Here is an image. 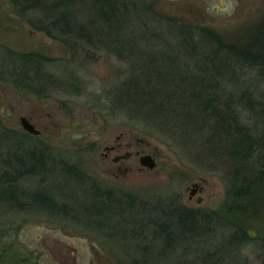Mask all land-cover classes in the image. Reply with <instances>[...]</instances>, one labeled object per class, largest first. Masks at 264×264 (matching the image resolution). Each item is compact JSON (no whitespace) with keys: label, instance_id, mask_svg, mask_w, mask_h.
Returning a JSON list of instances; mask_svg holds the SVG:
<instances>
[{"label":"rangeland","instance_id":"obj_1","mask_svg":"<svg viewBox=\"0 0 264 264\" xmlns=\"http://www.w3.org/2000/svg\"><path fill=\"white\" fill-rule=\"evenodd\" d=\"M56 1L61 0H46L44 6L26 9L21 14L9 0H0V73L18 67L8 53L11 49L44 58L42 72L55 80V89L37 95L19 88L8 78H0L1 122L13 131L26 132L21 117L28 118L40 133L26 132L32 138L26 139L21 149H42L49 163L45 174L27 175L20 181L19 201L23 207L0 209V221L8 217L19 226L7 245L19 256H30L38 264H146L139 261L145 247L151 248V264H203L207 255L203 251L217 239L202 245L205 248L187 242L170 246L167 254H162L164 241L163 237L158 238V220L177 204L204 214L221 209L233 181L232 156L226 147L223 149L224 145L217 147L211 140L212 120L203 121L200 113L198 125L183 122L177 127L172 117L161 114L158 118L153 116L155 124L149 126L140 118L141 113L135 118L131 116L130 107L117 110L115 95L139 75L141 68H147L143 66L149 61L146 56L172 52L181 59L180 65L188 68L182 62L184 56L179 54L182 38L172 25L165 23L167 18L207 27L227 44L260 52L258 29L264 20V0H145L153 9L148 16L144 11L135 13L140 17L135 26L130 20L120 36L97 35L92 38V45L78 38L62 37L56 30L57 35H51L43 29L50 28L55 12L64 9L73 10L75 19L83 26L92 23L90 28L107 27L97 17L90 0H69V6L56 5ZM123 2L130 10L139 9L140 5L136 8L133 4L139 0ZM117 41L121 44L119 50ZM235 76L236 79L228 77L221 82L223 88L217 91L219 101L225 103L230 97L242 125L264 129V123L256 116L264 97V75L253 66H244L235 70ZM178 97L177 93L173 101L181 114L187 110L179 105ZM191 102L189 108L190 104L195 105ZM145 107L140 106L143 110ZM175 120L180 118L176 116ZM6 144L7 150L12 140ZM112 146H118L117 151H108L107 147ZM128 151L132 152L129 158L113 160ZM146 154L155 159L152 169L140 163V157ZM194 188L197 191L192 194ZM91 190L106 202L104 209H127L124 216L96 206L92 212L99 211L91 217ZM37 192L46 193L56 205L34 201L31 196ZM96 203L100 205L99 201ZM132 207L134 211L129 210ZM228 216L253 236L264 237V209L249 208ZM144 223L149 225L143 228ZM136 228L141 229L134 234L132 230ZM261 242L251 239L245 243L238 254L239 264H260L264 256ZM2 247L0 239V254Z\"/></svg>","mask_w":264,"mask_h":264},{"label":"trees","instance_id":"obj_2","mask_svg":"<svg viewBox=\"0 0 264 264\" xmlns=\"http://www.w3.org/2000/svg\"><path fill=\"white\" fill-rule=\"evenodd\" d=\"M67 1L70 2L69 0H61L60 3L69 6ZM123 1L90 0L93 10L97 11V17L105 22L107 27L102 25L100 28L96 26L90 28V25L93 26L92 23L83 26L80 20L75 19L73 10L64 9L55 12L56 17L52 20L50 28L43 27V29L51 35H57L54 32L56 30L62 37L78 38L90 43V45L93 44L92 38L97 35L108 36L109 38L114 34L120 36L123 27L127 29L130 20L135 26V21L140 18L135 13L144 11L143 13L148 16L153 10L152 5L147 4L145 0L133 3L136 8L137 5H140L137 12L130 10L127 3ZM9 2L21 14L26 9L46 4V0H9ZM60 3L56 1V5ZM43 13L49 14L47 10H43ZM164 19L161 17L160 20L165 21ZM165 23L172 25L177 36L182 38V43L178 44L180 46L179 54L180 57L184 56L182 62H185L188 68L182 67L180 65L181 59L172 52L146 56V58L149 57V61L145 62L143 66L146 65L147 68H141L139 75L132 77L131 81L125 84V88L124 85L123 88L120 87L115 95L114 103L118 108L117 110L124 106L130 107L131 116L133 115L134 118L141 113L142 117L140 118L144 119L149 126L155 124L153 116L158 118L161 114L163 117H172V122L177 127L181 126L183 122H192L193 124L195 122L198 125L200 119L205 118L207 123L212 120V123H209L212 133L211 140L215 142L217 147L218 144L221 147L224 145L223 149L226 147L230 157L232 156L234 160L230 169L233 181L228 198L221 209L205 214L199 209L183 204H177L170 208L164 213L165 216L161 221L158 220L160 228L158 233L160 231L162 233L158 235V238L161 236L164 241L160 251L162 254H167L170 246H177L186 242L197 246L210 245L211 239H217L210 245L211 248L203 251L207 255L202 263L239 264L238 254L245 243L251 239H260L264 245L263 236H253L246 227L228 216V213L232 215L249 208L255 211L264 209V129L258 130V127L242 125L230 97L225 103H221L217 91L220 92V89L223 88L221 82L229 79L228 77L237 78L235 76L237 68L253 66L257 68L260 75H264V20L258 29L262 42V48L258 53H252L248 48L242 49L236 45L227 44L215 31L204 26L186 24L175 18H167ZM141 31L145 32L144 29ZM119 48H121V44L119 45L117 41L116 49L119 50ZM8 53L12 62L18 64V67L13 68V71L1 70L0 78H8L19 88L37 95L47 92L48 89H55V85H53L55 80H52V76L42 72L44 58H40L41 56L34 53H23L11 49H8ZM191 56L194 58H190ZM11 65L14 64L11 63ZM229 72L231 76L228 74ZM197 86L199 90L196 92ZM174 92L175 94H173ZM177 93L179 105L186 107L187 110L180 112L181 114L177 113L178 110H176L173 101ZM191 100L194 101L195 105L192 104L191 106L190 104L189 108ZM142 104L146 106L144 110L140 108ZM257 107L256 116L260 122L264 123V97ZM250 108H253V105L250 104ZM140 110L143 112L147 110V112L143 114ZM197 113L202 115L199 120ZM148 116L149 118H146ZM176 116L180 120H175ZM214 137L217 141L213 139ZM30 138L32 135L24 131H13L0 120V209L7 207L12 210L17 208L16 205L23 207L24 204L19 201V197L22 196L19 189L20 181L27 175L36 176L49 171L47 169L48 156L42 149H21L23 148L22 143ZM10 140H12V144L6 150V142ZM1 166H4V169H1ZM73 168L77 170L76 167ZM89 197L92 202L88 204V209L92 217L95 216V212L99 211L92 212V208L99 206V209H104L103 205L106 202L101 200L100 195L93 190H91ZM31 198L43 204L48 202L51 206L56 205V201L43 192H37ZM130 200L133 202L134 199L131 198ZM97 201L102 206L98 205ZM110 209L112 213H118L121 216H124V211L127 210L124 208L116 210L110 207L104 210L109 211ZM134 209L135 207H132L129 210L134 211ZM225 212H227L226 216H224ZM146 225L149 224H145L143 228ZM0 226L3 228L0 229V239L3 242L0 264L39 263L33 261L30 256H19L12 246L7 245L11 236L18 231L19 226L15 221L8 217L3 218L0 221ZM141 228L132 231L136 234ZM150 249V247L142 248L140 262L151 264L152 259L148 258ZM145 250L146 252H144ZM144 253H146V257H144ZM260 264H264V256Z\"/></svg>","mask_w":264,"mask_h":264},{"label":"water","instance_id":"obj_3","mask_svg":"<svg viewBox=\"0 0 264 264\" xmlns=\"http://www.w3.org/2000/svg\"><path fill=\"white\" fill-rule=\"evenodd\" d=\"M21 123H22V126L24 128V130L32 135H38L40 133V130H38L35 125L26 117L22 116L21 117ZM130 153H127L126 155L122 156L121 158H127L129 157ZM117 160V159H115ZM141 164L143 166H146L148 168H154L156 166V162H155V159L152 157V155L150 154H146V155H143L141 156ZM197 191L196 188H194L192 190V194H195ZM202 201V198L199 197L198 198V202H201Z\"/></svg>","mask_w":264,"mask_h":264},{"label":"flooded vegetation","instance_id":"obj_4","mask_svg":"<svg viewBox=\"0 0 264 264\" xmlns=\"http://www.w3.org/2000/svg\"><path fill=\"white\" fill-rule=\"evenodd\" d=\"M118 146H120V144H118ZM118 146H112V147H107L108 148V151H117V148H118ZM127 153H130V155H129V157L132 155V152H130V151H128V152H126L125 154H120V155H116L114 158H113V160L115 161V162H119V161H121V160H125V159H127V158H129V157H127V158H121L122 156H124V155H126ZM143 156V155H142ZM115 159H117V160H115ZM140 159H141V157H140ZM140 163H141V161H140ZM1 255V254H0Z\"/></svg>","mask_w":264,"mask_h":264}]
</instances>
